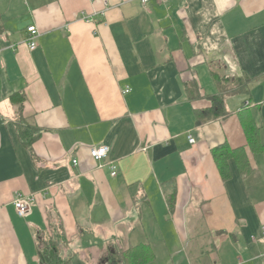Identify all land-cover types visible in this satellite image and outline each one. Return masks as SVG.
I'll return each instance as SVG.
<instances>
[{
  "label": "crops",
  "instance_id": "0c3cea01",
  "mask_svg": "<svg viewBox=\"0 0 264 264\" xmlns=\"http://www.w3.org/2000/svg\"><path fill=\"white\" fill-rule=\"evenodd\" d=\"M0 14V264H40L36 232L57 230L71 264L140 244L144 264H264V0H0ZM20 114L41 131L32 147ZM17 193L35 198L27 216Z\"/></svg>",
  "mask_w": 264,
  "mask_h": 264
},
{
  "label": "trees",
  "instance_id": "16d2710c",
  "mask_svg": "<svg viewBox=\"0 0 264 264\" xmlns=\"http://www.w3.org/2000/svg\"><path fill=\"white\" fill-rule=\"evenodd\" d=\"M3 31V27L1 24V14H0V35ZM26 94L24 92L18 91L11 95V101L15 105H19L20 107L26 100ZM215 107H221L223 105L222 95H217L213 97ZM218 114H226L225 110L218 111ZM21 115V114H20ZM245 119V128L246 130L252 134L254 137L257 135V125L252 119ZM19 135L22 139L23 143L27 147H32L33 143L40 137L41 131L33 126L26 123V120L22 117V115L17 120ZM214 154L222 164V160H224L225 151L220 152V148L214 150ZM222 172L224 173V168L221 166ZM38 239V252H39V261L40 264H71L72 255L65 256L63 255L62 244H64V238L62 232L58 230L51 236H47L42 234V232H36ZM152 253H149V248L146 244H140L134 247H129L128 249L121 252V254L117 257L114 256L113 261L115 264H144L148 262L149 256Z\"/></svg>",
  "mask_w": 264,
  "mask_h": 264
},
{
  "label": "built area",
  "instance_id": "2783aa9c",
  "mask_svg": "<svg viewBox=\"0 0 264 264\" xmlns=\"http://www.w3.org/2000/svg\"><path fill=\"white\" fill-rule=\"evenodd\" d=\"M148 1L149 0H142L143 4L148 3ZM81 15H82V19L88 22L95 21L94 16L91 14H88L86 12H81ZM28 32L30 33V36L27 39V42H28L30 49L34 50L38 46L36 39L39 36V31L36 28V26H31V27H28ZM128 91L129 89L126 90V92ZM190 141L194 142L195 139L193 137H190ZM109 152H110V148L107 145L93 146L90 150L91 157L96 161L105 160L108 157ZM73 163L77 164L78 160L75 159ZM110 164H111L110 167L112 170V175L115 176V174H117V171H118V165L115 162H110ZM34 199H35L34 196H28L23 193H17L13 201L14 206L17 210V213L22 217L27 216L31 211V208H32L31 205L33 204Z\"/></svg>",
  "mask_w": 264,
  "mask_h": 264
}]
</instances>
